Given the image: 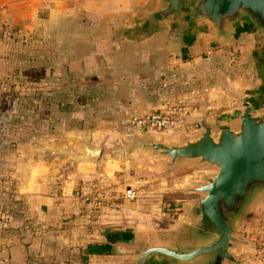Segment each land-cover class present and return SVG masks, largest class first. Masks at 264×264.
I'll return each mask as SVG.
<instances>
[{
	"label": "crops",
	"instance_id": "0c3cea01",
	"mask_svg": "<svg viewBox=\"0 0 264 264\" xmlns=\"http://www.w3.org/2000/svg\"><path fill=\"white\" fill-rule=\"evenodd\" d=\"M153 3L0 0V141L14 149L4 163L15 177L12 191L0 195L7 201L0 264H127L130 233L141 245L161 243L182 209L166 224L160 219L159 190L172 181L161 178L160 163L135 156L129 176L123 158L73 153L84 143L121 140L134 114L172 104L194 114L223 105L226 83L248 96L263 87L256 41L246 31L228 48L178 22L129 32ZM106 184L118 201L98 212L83 198L108 196Z\"/></svg>",
	"mask_w": 264,
	"mask_h": 264
},
{
	"label": "water",
	"instance_id": "95a60500",
	"mask_svg": "<svg viewBox=\"0 0 264 264\" xmlns=\"http://www.w3.org/2000/svg\"><path fill=\"white\" fill-rule=\"evenodd\" d=\"M174 22L185 33L204 30L215 44L233 42L241 31L250 33L264 83V0H154L147 14L127 30L144 35ZM232 94L237 99L232 116L208 119L201 109L186 118L196 124L193 132H127L108 152L84 143L83 152L73 154L83 159L128 156L135 150L150 161L164 159V168L192 162L213 169L186 188L198 195L182 202L178 221L163 232L161 243L141 245L140 235L130 233L127 264L245 263L234 247L242 241L237 232L247 212L264 197V85L251 96L243 90Z\"/></svg>",
	"mask_w": 264,
	"mask_h": 264
},
{
	"label": "rangeland",
	"instance_id": "374dc122",
	"mask_svg": "<svg viewBox=\"0 0 264 264\" xmlns=\"http://www.w3.org/2000/svg\"><path fill=\"white\" fill-rule=\"evenodd\" d=\"M231 43L232 42H226L223 45L225 46V48H228ZM229 51H232V50L229 49ZM223 88H224V94H225V102L223 105H221V103H218L214 105H208V107L207 105L205 107L200 106L198 109V112L194 114L189 113L188 116L199 114L201 109L206 111V115L208 119H211V117L214 115L229 116V117L232 116L235 109L237 108V99L232 93L238 92L239 90H243L244 94L246 96L248 95L243 88L241 87L238 88L237 86H233L228 83H226L223 86ZM195 127L196 126H192L191 128L184 129V128H181L180 126H176L173 130L169 132H164V131H148V132L155 133V134H163L165 136H175L179 132H183L186 134L189 132H193ZM124 139H125V135L121 140L114 141L111 144L104 146L102 149L108 152V150L111 147L122 143ZM13 152H14V149L12 148L10 141L4 140V139L0 141V195L3 192L8 193V191L10 190L12 191V188L14 187V184H15L14 171H11L10 169H8L4 163L6 158L9 155H11ZM82 152L83 150L81 148L80 152H74V153H82ZM135 156H138V157L144 156L149 166H152L153 163H160L161 168H160L159 173H160L161 178L163 179L169 174L170 179L172 180L170 182L171 184L169 183L165 187L159 190L160 191V205L158 209L160 212V219L165 224L175 218L174 211L176 210L177 205L180 206L182 202H185L188 199H191L198 195V193L194 191H188L186 190V188L192 185L193 183L199 182L201 180L202 175L210 174L213 172V169L208 166L197 165L192 162L185 163L181 166H178L179 169H177L176 167L164 168V163H163L164 159H160V160L155 159V161H150L145 155H140L138 154V151H135V150L132 151L131 154L128 156H117L116 154H111L110 156L109 155L102 156V158L106 160H115V159L118 160V159L123 158L125 162L129 164L127 165L128 167H130V169L128 170L129 176H134V169H133L134 166L133 164L131 165V163L133 162V159L136 158ZM89 158H96V157H89ZM76 159H81V158H76ZM147 164L145 165L147 166ZM163 182L164 180H162V183ZM126 186H128L127 183L124 184L122 188H125ZM105 188H107L108 190H111L108 196H103V197L98 196L95 199H93V197L91 198L90 196H87V197H84L83 200H85L87 204H89L90 201L93 202L94 200L93 203H98L95 206L97 210H99V208L101 210L103 206H106V202L108 203L112 202L110 205L116 206V204L114 203L118 201V196L114 195V193L112 192L113 189H110L109 184H106ZM178 197L185 198V200L182 201L181 203H178V200H179ZM6 205H7V201L3 200L0 197V224L3 222L1 220V217H2L1 214L4 211L6 212ZM100 210L98 212H100ZM246 216L248 217L247 221L242 224L240 230L237 232V236L242 241L235 245L234 251L241 252L242 259L245 262L244 264H257L253 259L251 242L254 240L258 232L260 228V224L264 223V197H261L256 201V204L254 205L253 209L251 211H248ZM230 264H233V263H230Z\"/></svg>",
	"mask_w": 264,
	"mask_h": 264
},
{
	"label": "built area",
	"instance_id": "2783aa9c",
	"mask_svg": "<svg viewBox=\"0 0 264 264\" xmlns=\"http://www.w3.org/2000/svg\"><path fill=\"white\" fill-rule=\"evenodd\" d=\"M234 52L229 51L230 60L233 59ZM189 110L182 104H172L163 109H153L137 113L130 116L128 120L129 131L141 133L144 131H164L169 132L176 126L188 129L196 126L195 123L186 119ZM123 195L130 198L133 196L131 188L124 189ZM252 252L257 260V264H264V223L251 242Z\"/></svg>",
	"mask_w": 264,
	"mask_h": 264
}]
</instances>
